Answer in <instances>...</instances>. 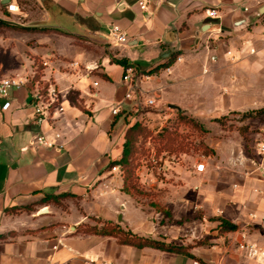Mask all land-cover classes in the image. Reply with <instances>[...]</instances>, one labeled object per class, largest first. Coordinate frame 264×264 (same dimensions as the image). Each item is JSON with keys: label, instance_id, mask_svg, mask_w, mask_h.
Segmentation results:
<instances>
[{"label": "crops", "instance_id": "0c3cea01", "mask_svg": "<svg viewBox=\"0 0 264 264\" xmlns=\"http://www.w3.org/2000/svg\"><path fill=\"white\" fill-rule=\"evenodd\" d=\"M28 1L39 5L37 15L25 12L27 18L16 19L3 7L9 0H0V21L29 29L0 28V55L6 56L0 60V76L47 64L42 66L43 80L53 82L63 100L56 125L63 149L29 146L40 131L33 121L31 83L10 92L6 100L0 98V264H192L194 260L181 255L122 246L114 238L78 233L76 228L97 219L139 235L131 224L133 213L141 212L122 210L129 201L122 175L118 167L113 171L107 166L121 158L125 132L139 121L132 113L152 106L163 123L173 115L164 107L191 114L169 95L171 88L187 84L199 92V101L212 100L205 117L244 113L251 105V110L264 108V0H149L146 12L137 0ZM22 4L24 0H17L18 7ZM207 10L218 17L210 18ZM112 25L125 32L127 44L116 46L98 36ZM171 56L176 57L172 65L145 75ZM111 58L132 64L130 84ZM71 62L81 69L71 68ZM129 86L135 94L126 99ZM202 88L209 93L207 100ZM70 93L76 104L69 101ZM148 100L153 104L148 106ZM5 101L10 107L3 111ZM258 118L259 140L249 142L248 155L241 152V139L217 140L211 144L215 155L197 163L186 178L202 199L217 205L211 215L238 227L224 237L264 247V155L257 152L264 139V115ZM198 164L204 166L202 172H197ZM62 194L75 199L66 198L60 206L41 203L45 196ZM168 211L173 219L186 213ZM199 256L205 263L215 261Z\"/></svg>", "mask_w": 264, "mask_h": 264}, {"label": "rangeland", "instance_id": "374dc122", "mask_svg": "<svg viewBox=\"0 0 264 264\" xmlns=\"http://www.w3.org/2000/svg\"><path fill=\"white\" fill-rule=\"evenodd\" d=\"M24 3L26 4L18 7L17 0H9L3 7L9 14L17 15L16 19L25 12L32 17L37 15V3L28 0H24ZM27 15H24L25 18ZM9 30L18 31L11 28ZM202 89L203 99L207 100L209 93ZM169 93L189 107L191 114L170 111L164 107L163 111L173 115L163 123V119L155 115L157 112L152 106L132 113L138 117L139 121L136 122L148 134L141 133L137 138L135 153L128 170L126 195L129 201L127 208L123 207L122 210L141 212L133 213L131 228L135 233L189 248L199 259V254L215 259L206 260L208 263L201 259L203 264H243L242 261L247 258L242 256L238 248L241 238L224 237L217 229L218 217H214L209 211L216 210L217 205H211L208 199H202L195 190V184L186 176L188 177V172L197 163L215 155L211 144L217 140L227 137L241 139L245 144L241 152L248 155L249 142L252 138L259 140L255 136L258 133L259 118H242L243 113L240 111H229L219 117H205L212 100L199 101L196 98L199 92L193 86L178 84ZM251 106L248 111L255 108L254 105ZM215 119L220 121L215 122ZM118 170L122 175L120 167ZM168 210H186V213L181 219H173L171 215H165ZM145 223L149 225L148 230L144 228ZM67 232L70 234L74 231L67 229ZM214 238L218 240L214 241Z\"/></svg>", "mask_w": 264, "mask_h": 264}, {"label": "built area", "instance_id": "2783aa9c", "mask_svg": "<svg viewBox=\"0 0 264 264\" xmlns=\"http://www.w3.org/2000/svg\"><path fill=\"white\" fill-rule=\"evenodd\" d=\"M149 0H137V6L143 12L148 9ZM207 15L210 18H217V12L215 10H207ZM106 36L111 40L112 44L116 46H122L128 43L127 35L123 32L120 27L112 25ZM229 53V52H228ZM178 60H180L178 58ZM214 60V58H212ZM45 62H40L39 64H33L32 69L25 74H15L12 76H0V98L6 100L12 91H19L26 87L28 84L33 85V90L31 92V106L33 110V121L34 124L39 127L40 131L32 136L29 146L36 148H49L55 150L63 149V144L61 143L62 134L56 128L57 122L60 116L64 112L63 100L61 92H59L54 83L50 80H43V75L38 73V66H46ZM74 69H81V66L77 62H71L69 65ZM93 69V68H92ZM84 70L90 72L91 68L84 67ZM131 69L125 71L123 76V81L130 84ZM38 75V78H35ZM93 86H97L94 82ZM134 88L129 86V90L125 95L126 99H130L134 95ZM153 101L148 100L147 105H152ZM10 107V103L5 101L2 104L1 109L3 111ZM119 110H114L113 115H116ZM257 152L264 155V139L257 144ZM117 167H113L112 170H116ZM204 166L198 164L196 166L197 172H202ZM243 239V237H242ZM56 249V246L53 247ZM239 250L242 252L245 258L255 262V264H264V247H260L254 243H249L242 240L238 246ZM91 264H115L109 260L100 261H90ZM192 264H203L200 262H192Z\"/></svg>", "mask_w": 264, "mask_h": 264}, {"label": "trees", "instance_id": "16d2710c", "mask_svg": "<svg viewBox=\"0 0 264 264\" xmlns=\"http://www.w3.org/2000/svg\"><path fill=\"white\" fill-rule=\"evenodd\" d=\"M5 27L8 29H16V30H23V31H29L28 28H21L18 26L9 25L3 21H0V28ZM40 31H48L47 29H40ZM6 56L0 55V60L5 58ZM176 57L171 56L168 60L167 64L156 66L155 68L149 70L145 73V75H152L157 73L160 69H165L168 66L172 65L175 61ZM111 63L120 65L124 73L127 69H131L133 66L132 64L128 63L125 59H115L111 58ZM38 73L42 72V66H38ZM38 78V75L35 77ZM68 99L71 103L76 104L75 101V95L73 93H70L68 95ZM261 115H264V108L262 109H256L244 112L242 114V118H252V117H259ZM215 122H219L220 119H215ZM141 133L148 134L146 129L139 124V122H135L132 126H130L126 132H125V138L124 143L122 147V153L121 158L118 161H112L108 164L107 168L111 169L113 167H120L122 171V179H123V188L122 191L126 194L127 193V180L129 175V166L132 162V157L135 153V145L137 142V138ZM66 198H73L75 199V196L69 195V194H62L58 196H45L42 198L41 203H53L55 205H61V201ZM26 208V207H25ZM165 215L170 216L169 212H165ZM95 224H82L76 228V232L87 234V235H95V236H101V237H110L114 238L117 242V244L122 246H129L136 249H153L157 251H161L164 253H170V254H176L181 255L184 257H187L189 259H192L196 262L203 263L201 259L195 257L193 254H191L190 249L182 246H175L173 244H168L164 240H159L155 238L150 237H144L139 236L134 233H132L130 230H125L121 228L118 224L109 222V221H100L97 219H93ZM218 226L217 229L221 233H228L232 231L237 230V226L230 223L229 221L225 219H218ZM4 236L0 235V239H3ZM205 243V242H201Z\"/></svg>", "mask_w": 264, "mask_h": 264}, {"label": "water", "instance_id": "95a60500", "mask_svg": "<svg viewBox=\"0 0 264 264\" xmlns=\"http://www.w3.org/2000/svg\"><path fill=\"white\" fill-rule=\"evenodd\" d=\"M98 36L100 37V38H102L103 40H105L106 42H108V43H112L111 42V40L106 36V35H103V34H98ZM176 108V107H175ZM177 109V108H176Z\"/></svg>", "mask_w": 264, "mask_h": 264}]
</instances>
